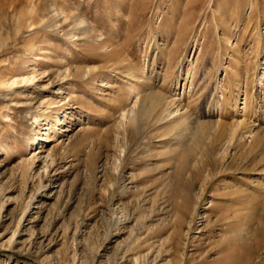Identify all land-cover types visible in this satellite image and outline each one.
<instances>
[{
	"label": "rangeland",
	"instance_id": "1",
	"mask_svg": "<svg viewBox=\"0 0 264 264\" xmlns=\"http://www.w3.org/2000/svg\"><path fill=\"white\" fill-rule=\"evenodd\" d=\"M0 264H264V0H0Z\"/></svg>",
	"mask_w": 264,
	"mask_h": 264
}]
</instances>
